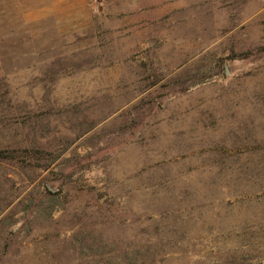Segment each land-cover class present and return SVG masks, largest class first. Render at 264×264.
<instances>
[{"label": "rangeland", "instance_id": "rangeland-1", "mask_svg": "<svg viewBox=\"0 0 264 264\" xmlns=\"http://www.w3.org/2000/svg\"><path fill=\"white\" fill-rule=\"evenodd\" d=\"M0 264H264V0H0Z\"/></svg>", "mask_w": 264, "mask_h": 264}]
</instances>
